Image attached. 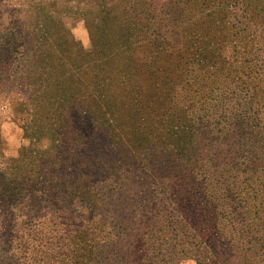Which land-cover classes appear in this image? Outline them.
Wrapping results in <instances>:
<instances>
[{
	"label": "rangeland",
	"instance_id": "374dc122",
	"mask_svg": "<svg viewBox=\"0 0 264 264\" xmlns=\"http://www.w3.org/2000/svg\"><path fill=\"white\" fill-rule=\"evenodd\" d=\"M123 1L0 0V264H264V0L202 1L126 77L95 54Z\"/></svg>",
	"mask_w": 264,
	"mask_h": 264
},
{
	"label": "trees",
	"instance_id": "16d2710c",
	"mask_svg": "<svg viewBox=\"0 0 264 264\" xmlns=\"http://www.w3.org/2000/svg\"><path fill=\"white\" fill-rule=\"evenodd\" d=\"M202 1L206 0H174L176 3L175 6L163 9L161 14H164V16L160 19H157L158 14L156 9L148 7L139 11L133 5L134 3L128 7L127 4L130 0L123 1L118 4L115 11L116 15L113 17L112 22H110L113 28L111 29L112 33L109 42L104 38H99L96 41V62L99 61L101 64L105 63V66L112 65L113 69L119 72V63L123 58V67L126 73H122L126 77L129 75L134 61L140 60L137 56L143 53L142 47L148 45V55L144 59L146 61L149 59L155 60L157 56H160V59L162 58L163 62L166 63L174 54L172 51V43L175 41L178 43L179 41V33L175 27L177 20L182 18L188 11L196 12L200 10L205 4ZM227 2L221 3L222 10L229 6ZM163 22L166 24H162ZM158 23L162 27L157 28L156 25ZM153 48L155 50H152ZM177 56L182 60L183 57L181 54ZM106 58H109V60L104 61ZM144 66L147 70L153 69L151 75L155 74L154 77H170L172 75L170 74V67L164 66L160 71L156 72L153 64L144 63ZM102 72L101 77H96L97 86H93V91L88 96L92 98L93 105L96 106L99 112L108 113L110 115L109 118L114 119L110 104L114 103L115 98L109 93L108 87L106 86V77H104L105 68H103ZM60 80L63 81L59 83L54 80L49 84L51 92L47 95V102L50 103L51 110L64 114L65 109L71 105L69 102L77 100L78 95L83 96L87 91L85 88L81 89L82 85L79 82L72 81V79L61 77ZM74 84L75 89H73Z\"/></svg>",
	"mask_w": 264,
	"mask_h": 264
}]
</instances>
